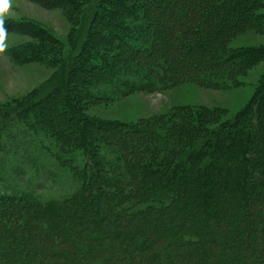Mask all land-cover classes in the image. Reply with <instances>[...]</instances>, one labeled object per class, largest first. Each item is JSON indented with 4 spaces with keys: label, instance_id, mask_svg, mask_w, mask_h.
<instances>
[{
    "label": "rangeland",
    "instance_id": "obj_1",
    "mask_svg": "<svg viewBox=\"0 0 264 264\" xmlns=\"http://www.w3.org/2000/svg\"><path fill=\"white\" fill-rule=\"evenodd\" d=\"M94 1L98 5L96 8ZM210 1L213 0H208ZM107 2L126 5L125 10H121L120 18L126 19L127 22L133 21V25L142 23L141 19L128 17L131 11H136L141 16H147L150 25L158 29L157 34L152 32V42L154 35H157V38L153 42V52L150 56H155L159 52L157 46H161L162 53L180 59V68L195 69V66L200 65L201 59L193 57L192 49L179 50L176 38L180 32L178 23L188 20L193 12L189 10L193 9L191 7L194 5H199L201 0H0V109L17 106L36 92L39 95L47 94L54 86H60V91L54 94L61 98L59 103L62 106L55 108L51 101L41 103L39 108L46 109L43 116L55 117L60 126L66 127L67 133L74 140L81 137L87 146H92L97 154L99 153L101 163L107 158L115 160L119 156L125 161L128 159L125 155L133 157L131 160L136 159L139 146L133 141V136L128 134L126 127L129 125H144L156 120L161 121L158 124L168 123L169 126L164 125L166 129L173 128L175 131L178 128L175 132L189 135L187 130L191 131L196 124L201 127L218 125L234 118L255 114L257 111L264 115V111H261L264 109V26L261 25V22L264 23V0L256 3L244 18L233 20V27L229 28V22L221 23L222 31L213 35L217 44L213 45L210 42L212 39H208L202 45L204 48H210L202 49L201 55L204 57L208 58L209 53L217 48L226 56L232 55L231 60H241L239 70L232 74L231 82L226 87L219 89L204 85L199 76L191 74L186 77L188 79L177 78L175 85L157 92L137 90L125 94L122 87H129L127 81L125 86L115 83L114 89L100 86L94 91L99 94L97 97L89 95L86 90L99 76L97 72L90 73V67L101 62L96 57L92 59V51L96 52L100 59L105 56L103 62L111 63L117 60L121 66H129L138 61L149 65L153 58L144 61L142 55L133 53L129 46L114 35L113 32L120 34L121 30L107 24L105 17L99 15L100 12L107 14ZM217 2L223 3L222 0ZM237 9L236 14L239 13V8ZM41 28L51 31L54 36H46L47 33ZM198 30L201 31L199 25ZM199 35L197 42L203 36L201 33ZM52 37L63 43H58ZM134 39L136 40L133 37ZM77 49L83 50L89 58L73 59L71 55L67 61L63 60L66 54ZM109 68L111 69L110 66ZM63 103L67 106H63ZM254 104L259 110L252 108ZM93 122H98L100 128L95 127ZM259 127L258 124L252 125L251 130H258ZM200 135H191L190 143ZM255 139L259 142L258 150L251 153V161L261 153L264 154V147L260 145L264 142V137ZM101 142L106 145L113 143L116 152L112 154L111 151L105 150L104 146L101 147ZM53 143L52 138L43 132L31 131L29 125L16 119L0 123V192L12 195L28 194L41 201H61L75 193L80 183L73 177L70 168L73 165L81 167L84 157L68 155L73 162L71 165L65 164L67 158H59ZM116 143L118 146H115ZM219 161L217 160L216 167L222 166L219 168L220 174L213 176L210 184L207 178L193 177L195 174H190L193 180L188 181L187 186L180 184L179 188L180 195H185L188 199L181 200L177 207L169 209L166 215L156 218V215L149 216L146 222L150 219L153 221L144 226L123 223L121 219L112 217L111 212L106 210L109 207L106 204L108 197L102 195L98 200L91 196L85 198L79 212L90 218H79L77 211V214L72 216V223L64 219L62 222L59 220L61 216L56 215L54 222H48L50 227L55 225V229L47 232L42 231L45 228L37 227L33 236L26 242H21L22 236H27L19 231L3 233L0 230V245L6 246L5 249H0V262L7 259L8 251L19 248L21 244L30 246V243H33L38 247L39 240L53 236L57 230L69 237L67 246L76 252L77 238L73 235H93L89 221L98 220L103 222L100 231L102 241H97L92 248L105 247L107 243L113 244L111 252L114 255L121 254L122 249H128L129 252L123 253L120 263L117 264H144L148 262L147 258L151 254H156L161 264H203L209 258L217 257L219 249L211 248L207 255L199 251L195 259L181 258L177 253L197 252V248L191 245L178 246V239L171 234L186 227L198 226L197 223L200 222H205L220 233L252 225L264 228V221L260 217V214L264 213V194H261V190L245 191L252 180L258 181L262 176L253 178L251 173L241 171L239 166L235 172L230 173V179L226 176L229 175L228 169L232 162ZM232 168L236 167L231 166L230 169ZM209 202L211 208L226 211L224 219L205 213L206 204ZM85 221L88 222L89 230L78 226ZM120 222L123 229L119 228ZM74 223L77 226L74 227ZM31 224L38 226L41 221H33ZM113 230L116 232L113 233ZM128 236L132 237L133 242L127 244ZM228 237L233 238V241L238 239V236L232 235L231 232ZM140 238H144L150 246L143 250L137 248L134 242ZM204 238L209 239L207 236ZM49 245L51 247V244ZM167 252L178 257L166 259L164 254ZM22 256L23 254H15L12 259L19 260Z\"/></svg>",
    "mask_w": 264,
    "mask_h": 264
},
{
    "label": "trees",
    "instance_id": "obj_2",
    "mask_svg": "<svg viewBox=\"0 0 264 264\" xmlns=\"http://www.w3.org/2000/svg\"><path fill=\"white\" fill-rule=\"evenodd\" d=\"M222 1L223 3H219L217 0L210 2L208 0H201L199 5L196 4L194 7H191L193 9L189 10H193V12L188 20L178 23L180 32L177 33L176 39L178 40L177 43H179V50H183L184 48L192 49L193 57L201 59L200 65L195 66V69L180 68V59L172 57L168 53H162L163 47L161 46H157L159 52L155 56H150L153 52V42L157 38V35H154L152 42V32L157 34L158 29L150 25L147 16H141L136 11H131L128 17H134V20L141 19L142 23L140 25H133V21L127 22L126 19L120 18L121 10H125L126 5L107 2L108 4L105 5L107 14L105 15L104 12H100L99 15L105 17L107 24L109 23L111 26H115L121 30L120 34L116 31L113 32L114 35L129 46L133 53L142 55L144 61L153 58L149 65L138 61V63H131L129 66H121V63H117V60L111 63L103 62L102 59L105 56H102L100 59V56L92 51V59L96 57L101 62H97L90 67V73L97 72L99 76L88 85L86 89L88 94L99 97V94L94 92L98 87L103 86L114 89L117 82L124 86L129 82V87H122L125 94L137 90L142 92H157L175 85L177 78H186L189 75L191 76V74L199 76L198 78L204 85L219 89L226 87L231 82L232 74L239 70V61L241 60H231L233 59L232 55L226 56L220 50L218 51L217 48L209 53L208 58L204 57L203 54L201 55L202 49H208L209 47L204 48L202 45L208 39H212L210 42L213 45L217 44V39L213 35L222 31L220 29L221 23L225 24L229 22V28L233 27V20L239 17L244 18L246 14L251 12L256 3H260L261 0ZM95 3L93 5L95 4L96 8L98 5L97 2ZM237 8H239V13L236 14ZM255 23L257 24V22ZM198 25L201 31L198 30ZM261 25L264 26V23L261 22ZM42 30L47 33L46 36H54L51 31ZM199 32L203 36L197 42L200 37ZM133 37L136 40H133ZM52 39H55L58 43H63L54 37ZM82 51L80 49L71 51L63 57V60L67 61L71 55L73 59L84 57L86 60L89 58V55H85ZM93 53L95 54L93 55ZM155 58L157 60H154ZM59 91L60 86L56 85L47 94L39 95L36 92L35 95L23 100L24 103L21 102V104L9 109H0V123L16 119L21 123L29 125L31 131H40L47 137L52 138L55 152L59 158H67L65 164L71 165L73 162L70 156L78 158L83 155L84 157V160L82 159L83 161H81L83 163L81 167L73 165L70 168L73 177L79 181L80 187L75 193L64 200L41 201L28 194L12 195L0 192V230L3 233L19 231V233L25 234L27 237L23 238L22 236V243L28 241V238L33 236L37 227L45 228L42 231L47 232L55 229L56 226L52 224L53 227H50L48 222H54L56 215L61 216V218L59 217L61 221L64 219V221L72 222V216L77 214V211L79 212L85 198L89 196L95 197L98 200L102 195H106L108 197L106 204L109 205L106 210L111 212L112 217L121 219L123 223L130 222V224L144 226L153 221L150 219L146 222L149 216L156 215V218L157 216L166 215L168 210L176 208L181 200L188 199L185 195H180V184L187 186L189 184L188 181H192L194 176L198 178L203 176L207 178V182L210 184L212 177L219 175L222 168L221 165L216 167L217 160L221 162L230 160L232 162L230 167H236L232 169L229 167V175L226 177H230V179L232 178L230 173L232 171L235 172L239 166L241 171L251 173L253 178L262 176L258 181L252 180V183L245 188V191L261 190V194H264V181H262L264 176V154L258 155L254 161L250 159L252 157L251 153H255L258 150L259 142L255 138L259 137L263 139L264 137V115L258 113L259 111L257 110L259 109L255 104L252 105V108L257 111L255 114H248L242 118H234L221 122L218 125H205L206 127H201L196 124V127L194 126L191 131L187 130L189 135L175 132L178 128L175 131L173 128L166 129L164 125L169 126L168 123L158 124L161 121L156 120H152V122L144 125H129L126 127L128 134L133 136V141L139 146L135 156L136 159L131 160L133 157L130 156L129 158L128 155H125L128 158L125 161H122L121 156H119L116 158L117 160L107 158L105 161L101 160L103 161L101 163L99 161V153L97 154L92 146H87L81 137L77 138L78 140H74L67 133L66 127L60 126L61 124L55 120V117L43 116L46 109L39 108L41 103L51 101L52 106H55V108L62 106L59 103L61 98L54 94ZM100 95L105 96L104 94ZM64 105L67 106V104L63 103ZM261 111L263 112L264 109ZM70 115L72 117V114ZM92 124L100 128L98 122H93ZM255 124H258L260 127L258 130L255 128L251 130L252 125ZM198 133L202 136L196 137L195 141L191 144V135L194 137ZM103 144L105 143L101 142V147L104 146L105 150L111 151L112 154L116 152L114 151L113 143ZM116 144L115 146H118V143ZM260 145L264 147V142ZM240 157L241 160H239ZM190 174L195 175L191 177ZM131 184L133 185L131 186ZM236 191L238 192L239 189H236ZM180 196L182 199H180ZM206 206L207 210L205 209V213L208 215H215L216 218H225V210L221 209L218 211L215 208H211V202L206 204ZM209 208L213 211L209 210ZM77 216L79 218H90L86 214L82 215L80 212ZM260 217L264 221V213H261ZM2 219L4 220L2 221ZM38 220L41 221V224H38V226L31 224V222L33 223V221ZM16 222H18L17 225H15ZM90 222L92 224L91 232L94 231L96 234L94 232L91 236H86L85 233H78L77 236L72 234L73 237L77 238L78 253L68 248L67 242L69 237L57 230L53 236H46V239L43 241L39 240L38 247L33 245V243H30V246L21 244L22 246L20 245L19 248L16 247L14 250L8 251L7 259H3L0 264L120 263L122 254L129 252L127 251L128 249L125 248V251L122 249L121 254L114 255L111 252L113 244L107 243L105 247L92 248V245H96L97 241H102L100 231L103 222L91 220L89 224ZM197 224L198 226L195 225L193 228L186 227L178 233L171 234V236L178 239V246L186 245L188 247V245H191V247L197 248V252L177 253L181 258L195 259L199 251L205 252L207 255L212 250L211 248H216L219 249V255L212 259L209 258L203 264H264V228L262 226L259 228L253 225L239 229L232 228L220 233L214 228L209 227L205 222ZM60 225L62 226L63 224ZM73 226L77 225L74 223ZM78 226L86 230L88 229V222L85 221L78 224ZM119 228L123 229L121 222L119 223ZM112 232L114 233L116 230ZM229 232L232 235L238 236V239H235L236 241H233V238L230 239V236L228 237ZM205 236L209 237V239H205ZM127 238V244L133 242L132 237L128 236ZM226 238L228 239L226 240ZM49 244H51V247ZM134 244L137 248H141V250L150 246L144 238H140ZM208 247L209 249H206ZM1 248L5 249L6 246L0 245ZM15 254H23V256L19 257V260L15 259L13 261L12 258L15 257ZM164 255L166 259L178 257L172 255L170 252ZM60 259H63L62 262L59 261ZM147 260L148 262L144 264H161L157 260L156 254H151Z\"/></svg>",
    "mask_w": 264,
    "mask_h": 264
}]
</instances>
